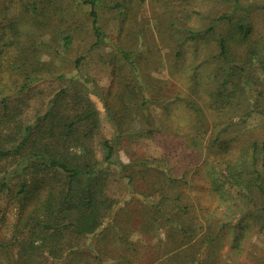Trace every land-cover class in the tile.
I'll return each mask as SVG.
<instances>
[{"label": "trees", "instance_id": "obj_1", "mask_svg": "<svg viewBox=\"0 0 264 264\" xmlns=\"http://www.w3.org/2000/svg\"><path fill=\"white\" fill-rule=\"evenodd\" d=\"M81 1L90 7L88 15L95 38L91 49L106 39L123 61L111 64L118 66L111 69L112 80L106 92L102 93L99 88L89 92L86 84L72 78L69 89L55 94L49 101L50 107L31 123L25 121L21 96L27 93L36 78L24 72L15 83L12 80L0 87V192L9 194L11 200L18 203L8 240L0 236V262L101 264L105 241L113 230L110 219H114L116 212L115 201L105 195L114 141L125 135L147 137L176 151L171 147L182 144H174V140L164 142L163 134L174 120L175 110L171 105L182 102L196 115V125H192V129H203L208 114L215 115V121L220 120L221 126L214 127L208 144H200L212 156V161L205 164L208 165L212 192L219 197L220 204L216 208H220V216L215 218V223L210 221L203 226L197 216L189 215L192 212L187 206L178 204V194L173 199L175 206L170 208L171 213H167L165 203L170 201L167 190L172 189L176 181L159 160L145 159L123 166L140 165L144 170L164 176V185L161 183L157 188L160 202L151 204V220L155 225L170 228L165 242L158 241L157 251L164 244H184L192 238H200L195 248L184 253L168 251L165 255L175 254L163 262L168 264L182 255L181 261L185 264H208L216 256V246L225 231L234 235V250H238L240 241L255 229L264 233V35L250 40L251 25L246 23L245 17L231 19L230 12L213 18L204 31L178 28L172 36L176 38L177 34H183L177 37L180 44L174 47L173 67L180 70L186 41H197L211 32L214 35L218 30L213 23H229L216 37L217 53L212 61L216 73L213 72L203 85L199 77L184 78L179 72L169 73V80L154 79L150 70L161 69L160 59H144L142 53L112 42L98 26L100 16L95 8L102 0ZM217 1L232 3L233 12L249 8L240 0ZM183 13L186 12L179 7L168 25L174 28L184 17ZM185 18L190 19L187 13ZM71 37L62 36L59 50L67 49ZM10 42L5 47L10 46ZM81 61L82 57L75 58L76 69ZM15 62L18 60L13 59L10 63ZM30 67H34L33 64ZM36 72L35 67L30 71ZM119 78L125 81L121 92L117 91ZM177 83L183 84L196 99L173 93L178 91ZM90 93L101 101L105 117L115 133L112 138L99 142L100 160L92 146L100 118ZM151 108L159 109L157 122L153 120ZM253 113L259 116L261 125L252 133L245 124L246 118ZM134 122L138 124L137 129ZM229 130L231 135L223 140V133ZM197 145V137L192 136L190 143L181 149L186 152L185 159L201 156ZM10 176L15 178L9 179ZM180 210L187 216L183 217ZM4 228L6 217L0 212V230ZM113 239L125 249L124 252L130 251L131 257H136V243H124L115 234ZM203 248L204 254L200 253ZM255 263L264 264V259L257 258Z\"/></svg>", "mask_w": 264, "mask_h": 264}, {"label": "rangeland", "instance_id": "obj_2", "mask_svg": "<svg viewBox=\"0 0 264 264\" xmlns=\"http://www.w3.org/2000/svg\"><path fill=\"white\" fill-rule=\"evenodd\" d=\"M240 2L249 8L233 12L232 3L217 0H102L95 10L100 16L98 26L112 42L142 53L144 59H160L161 69L155 67L150 70L152 78L169 80V73L179 72L184 78L190 75L199 77L203 85L213 72L216 73V66L212 64L217 53L216 37L229 23H213L218 30L214 35L211 32L197 41H186L180 70L173 67V57L174 47L180 44L177 37L183 33L177 34L176 38L172 34L176 29L186 27L204 31L213 18L230 12L231 19L245 17L246 23L251 25L250 40L264 35V0ZM179 7L190 19L185 18L186 13H183L182 20L177 21L174 28L170 27L168 23L174 20L175 11ZM89 8L81 0H0V87L12 80L15 83L24 72L36 78L27 93L21 96L26 122L31 123L44 114L50 107L51 98L62 89H69V80L72 78L86 84L89 92L94 88L101 89L102 93L107 91L112 80L111 69L118 66L111 64L113 61L120 64L123 59L116 56L106 39L91 49L95 38L88 15ZM65 35H71V41L67 49L59 50L61 38ZM9 42L10 46L5 47ZM77 57H82V61L76 69ZM13 59L18 62L11 64ZM32 64L38 72L30 73L34 68L30 67ZM119 81L117 91L121 92L124 91L122 82L125 81L121 78ZM176 86H179L178 91H172L173 93L179 92L183 98H193L183 84L177 83ZM67 92L69 95V91ZM90 98L98 109L100 118L99 128L92 139L96 158L100 160L99 142L112 138L115 133L105 117L99 98L93 93H90ZM116 99L118 100H113ZM171 108L175 110L174 120L165 129L163 136L164 142L174 140V144H182L171 147V150L177 149L176 151H170L165 144L147 137L125 135L113 143L114 154L105 195L115 201L114 219L117 226L114 219H110L113 230L105 241L106 250L101 254V264H165L164 260H169L177 252L184 253L185 250L195 248L200 240L198 236L184 244L171 242L157 251L155 247L159 242H165L166 232L170 228L155 225L151 220V204L160 202L161 195L157 188L164 176L153 170H144L140 165L124 168L125 165L137 164L145 159H157L165 165L171 178L176 181L174 187L167 190L170 196V201L165 203L167 213H171L170 208L175 206L173 199L178 194V204L187 206L189 212H192L189 215L198 217L203 226H207L210 221L215 223V218L220 216V208H216L220 204L219 197L212 192L208 165L205 164L212 161V156L202 147L208 144L211 132L219 125L220 120L215 121V115L208 114L205 116L203 129H192V125H196L194 112L184 102L175 103ZM151 109L155 116L153 120L157 122L159 109ZM260 125L258 115L253 113L246 118L245 126L252 133ZM133 126L138 128L136 122ZM230 131L223 133V140L231 135ZM192 136L197 137L199 145L196 147L201 150V156L198 154L192 159H185L186 152L181 149L190 143ZM11 177L15 178L10 176L9 179ZM17 204L9 194L0 192V212L6 217V228L0 230V236L7 240L15 223ZM179 212L183 217L187 216L182 210ZM114 234L119 236V240H124V243H136L135 258L131 257L130 251L124 252L125 249L119 247L118 242L113 239ZM224 234L216 246V256L208 264H256L257 258L264 259L263 232L255 229L240 241L238 250L232 249L236 245L233 233L225 231ZM172 250L175 253L165 255ZM202 252L205 253V248L200 253ZM181 258L182 255L168 264H185Z\"/></svg>", "mask_w": 264, "mask_h": 264}]
</instances>
